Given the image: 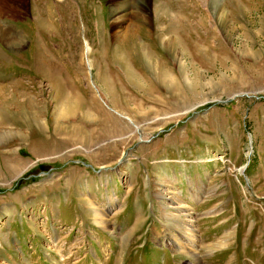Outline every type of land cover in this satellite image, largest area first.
Listing matches in <instances>:
<instances>
[{
  "label": "rangeland",
  "instance_id": "rangeland-1",
  "mask_svg": "<svg viewBox=\"0 0 264 264\" xmlns=\"http://www.w3.org/2000/svg\"><path fill=\"white\" fill-rule=\"evenodd\" d=\"M0 264H264V0H0Z\"/></svg>",
  "mask_w": 264,
  "mask_h": 264
},
{
  "label": "bare ground",
  "instance_id": "bare-ground-1",
  "mask_svg": "<svg viewBox=\"0 0 264 264\" xmlns=\"http://www.w3.org/2000/svg\"><path fill=\"white\" fill-rule=\"evenodd\" d=\"M45 25L47 26L48 24L45 23ZM2 30H5V28H3ZM135 32L136 31L132 30V31L127 32L125 34L126 38H124L123 40L120 41L121 44L118 47V49L114 52V57H113L114 62L118 63L122 67V69H123L122 72L125 73L128 78H130L131 73L134 74V72H135L134 68L133 67L130 68V65L127 64V58L131 55V53H135L133 51L135 50L136 45L138 44L136 42ZM13 37H14V35H13ZM13 37L11 36V40L14 41L15 39ZM140 43H141L140 47H141L142 51L146 55H148L149 58H151L153 54H152V51L150 50V46L146 42H144V40H141ZM124 46L126 47V49L124 50V57H122L121 48ZM91 51H92L91 45L89 43H87L86 48H85L86 62L88 63L89 68L91 70H94V67L97 68V65H95L96 60H94V62H93V59L91 58V55H90ZM103 53L105 54V53H107V51L106 52L103 51ZM99 77H100V79H103V77H101L100 74H99ZM165 77H169V76H165ZM110 80H111L110 78H108L107 76H104V79L101 81L107 87V89H106L108 91V92H106V93H108L107 95L112 96V94H114V91H113V88L111 87L112 83ZM54 86L61 88L58 80H55ZM74 100L78 101L77 98H74ZM112 100H113V103L115 104V106H117L115 103L116 102L115 99L113 98ZM70 113H71L70 110L67 109V110H65V112L61 113V114H63V116L61 115V117L63 118ZM161 192H162V189H159L158 196L162 200L161 203H163L164 202L163 199L165 198V195H163ZM166 198H168V197L166 196ZM109 199L110 200H109L108 209H111V206L113 204V199H111V198H109ZM163 206H165V204H163ZM95 209H96L94 212L95 217L100 218L101 223L108 224V220L106 217L107 214L105 213L106 209L105 208H103V209L95 208ZM172 210L173 211L179 210V211L173 213ZM163 213H164L163 216H165V218H164L165 223L162 222V223H164L163 224L164 227H170V224H172L173 229H174L171 233L169 232V234H168L169 235V241H170L169 244L175 249V251L188 254L190 257L195 258V260L199 263L200 255H201L200 250H199L200 249V247H199V242H200L199 241V237H200L199 232L200 231L197 228H195L194 223L196 222V220L192 219L193 216L191 217L192 213L189 209V205H187V204L186 205H179L176 202V199L171 197L170 202L167 203L165 208L163 209ZM182 216H186L189 219L184 220L182 218ZM209 249H212V248H209Z\"/></svg>",
  "mask_w": 264,
  "mask_h": 264
},
{
  "label": "water",
  "instance_id": "water-1",
  "mask_svg": "<svg viewBox=\"0 0 264 264\" xmlns=\"http://www.w3.org/2000/svg\"><path fill=\"white\" fill-rule=\"evenodd\" d=\"M150 140H151V139H149L148 141H150ZM148 141H147V142H148Z\"/></svg>",
  "mask_w": 264,
  "mask_h": 264
}]
</instances>
